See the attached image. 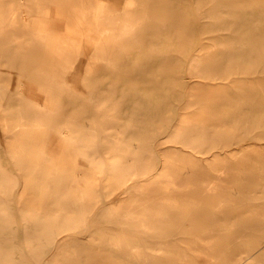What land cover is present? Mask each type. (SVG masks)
Returning <instances> with one entry per match:
<instances>
[{
    "label": "bare ground",
    "instance_id": "bare-ground-1",
    "mask_svg": "<svg viewBox=\"0 0 264 264\" xmlns=\"http://www.w3.org/2000/svg\"><path fill=\"white\" fill-rule=\"evenodd\" d=\"M0 264H264V0H0Z\"/></svg>",
    "mask_w": 264,
    "mask_h": 264
}]
</instances>
